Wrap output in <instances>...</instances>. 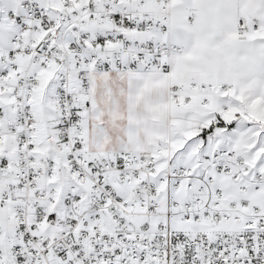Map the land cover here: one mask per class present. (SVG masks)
Masks as SVG:
<instances>
[{"label":"snow or ice","instance_id":"1","mask_svg":"<svg viewBox=\"0 0 264 264\" xmlns=\"http://www.w3.org/2000/svg\"><path fill=\"white\" fill-rule=\"evenodd\" d=\"M0 264H264V0H0Z\"/></svg>","mask_w":264,"mask_h":264}]
</instances>
